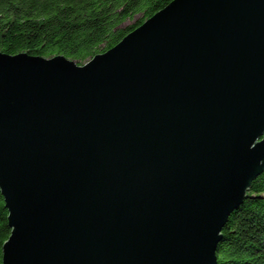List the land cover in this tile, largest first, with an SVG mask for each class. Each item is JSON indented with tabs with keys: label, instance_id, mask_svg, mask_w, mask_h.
Wrapping results in <instances>:
<instances>
[{
	"label": "water",
	"instance_id": "95a60500",
	"mask_svg": "<svg viewBox=\"0 0 264 264\" xmlns=\"http://www.w3.org/2000/svg\"><path fill=\"white\" fill-rule=\"evenodd\" d=\"M264 173V0H174L87 65L0 53L2 264H217Z\"/></svg>",
	"mask_w": 264,
	"mask_h": 264
},
{
	"label": "trees",
	"instance_id": "16d2710c",
	"mask_svg": "<svg viewBox=\"0 0 264 264\" xmlns=\"http://www.w3.org/2000/svg\"><path fill=\"white\" fill-rule=\"evenodd\" d=\"M174 0H0V53L82 64L116 47ZM137 16L140 20L124 28ZM0 191V264L8 240ZM217 264H264V173L222 232Z\"/></svg>",
	"mask_w": 264,
	"mask_h": 264
},
{
	"label": "rangeland",
	"instance_id": "374dc122",
	"mask_svg": "<svg viewBox=\"0 0 264 264\" xmlns=\"http://www.w3.org/2000/svg\"><path fill=\"white\" fill-rule=\"evenodd\" d=\"M141 16H137L133 21H128L123 27H129V26H133L135 23H137L140 20ZM91 60H87L86 62L79 64L80 67H83L85 65H87ZM77 64V62H75ZM78 65V64H77Z\"/></svg>",
	"mask_w": 264,
	"mask_h": 264
}]
</instances>
